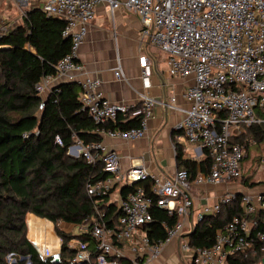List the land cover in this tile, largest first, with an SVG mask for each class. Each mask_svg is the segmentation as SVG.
Masks as SVG:
<instances>
[{"label": "built area", "instance_id": "2783aa9c", "mask_svg": "<svg viewBox=\"0 0 264 264\" xmlns=\"http://www.w3.org/2000/svg\"><path fill=\"white\" fill-rule=\"evenodd\" d=\"M28 5L30 0H17ZM47 15L65 22L63 36L71 40L70 53L55 66V74L36 84V91L45 107L46 96L58 90L64 78L79 80L82 110L96 123V133L102 137L98 143L84 144L80 140L71 146L68 155L83 157L88 165L102 164L104 179L87 186L91 197H107V206L116 205L117 218H108L105 210L95 207V214L82 223L62 228L63 222L51 224L54 241L40 248L29 238L43 262L52 264H144L155 258L164 244L179 239L190 264H229V258L264 253V189L256 194L226 191L212 207L205 206L191 224L207 216L220 214L223 206L241 199L244 215L235 216L216 236L210 247H191L190 234H184L187 218L193 207L192 186L225 185L236 183L243 176L246 150L233 137H241L246 129L264 124V0H37ZM108 3L111 12L125 8L140 18L143 38L165 56L168 73L172 77L193 78V84L184 92L189 104L185 119L176 127L183 138L193 145L191 157L201 160L208 150L212 163L207 174L191 181L186 170L173 175L151 174L144 166L131 163L124 168L121 157L104 139L135 141L145 137L148 121L154 115L156 100L142 95L138 105L117 104L105 98L101 81L85 73L78 61L80 47L88 36L97 7ZM0 29V35L5 32ZM142 82L145 88L152 66L146 56L139 58ZM85 74L82 79L79 75ZM115 77L123 79L120 66ZM48 94V95H47ZM45 97V98H44ZM174 98L169 107L178 110ZM139 119L137 128L123 127L118 122ZM125 122V120H124ZM57 143L61 140L57 138ZM264 171V157L261 160ZM150 181V190L137 188L121 196V188L140 181ZM157 207L179 221L167 228L165 241L154 242L145 231L153 222ZM27 224V223H26ZM29 231H30V224ZM58 227L68 240L56 233ZM167 227V225H166ZM78 228V234L74 229ZM28 231V232H29ZM184 234V235H183ZM51 245V246H50ZM73 251L72 257L65 252ZM94 258V263H93ZM22 260V258H21ZM25 264H31L26 257ZM15 264L13 254L7 256Z\"/></svg>", "mask_w": 264, "mask_h": 264}, {"label": "trees", "instance_id": "16d2710c", "mask_svg": "<svg viewBox=\"0 0 264 264\" xmlns=\"http://www.w3.org/2000/svg\"><path fill=\"white\" fill-rule=\"evenodd\" d=\"M64 28L63 20L47 16L38 8L27 12L20 25L0 35V264H9L10 254L16 259L15 264H25L19 260L23 257H30L31 264H52L43 262L27 239L28 214H33L29 216V238L40 248L55 239L47 220L55 224L82 223L95 214V207L105 210L108 218L120 214L116 205H106L107 197L88 195V184L106 177L102 164L91 166L83 157L74 159L68 155L77 140L84 144L103 140L95 132L96 123L82 110L81 86L76 82L60 83L39 112L43 99L36 91V84L54 75L56 64L71 51V40L63 36ZM118 122L126 128L140 126L139 119L119 116ZM57 138L62 145L57 143ZM231 142L245 148L244 165L251 147L264 144V124L247 128L244 135L233 137ZM174 143L177 168L186 170L191 181L209 172L212 158L208 150L201 160H194L187 156L183 144ZM263 157L259 153L255 156L260 163ZM240 184L253 188L259 183L249 182L243 174ZM137 188L149 191L150 181L122 187L121 196ZM241 204L239 198L223 206L220 214L197 223L190 234L191 247L212 246L233 217L244 215ZM153 217L145 231L154 242L165 241L167 228L175 226L179 217L168 216L157 207ZM55 230L68 240L62 230L58 227ZM74 254L65 252V257ZM263 258L262 252L246 259L234 256L229 258V264H261ZM121 264L129 263L121 261Z\"/></svg>", "mask_w": 264, "mask_h": 264}, {"label": "crops", "instance_id": "0c3cea01", "mask_svg": "<svg viewBox=\"0 0 264 264\" xmlns=\"http://www.w3.org/2000/svg\"><path fill=\"white\" fill-rule=\"evenodd\" d=\"M38 8L37 0H30L28 5H21L17 0H0V29H13L22 23L27 12ZM141 30L142 25L137 14L123 7L111 12L108 3H102L97 7L88 36L79 49L78 61L84 66L88 76L101 81V90L111 102L138 105L142 95L156 100L154 115L148 121L145 137L129 142L106 138L104 142L117 151L124 168H129L133 162L144 166L151 174L170 176L178 170L174 142L183 144L187 156L191 157L184 142L186 140L176 127L185 119V110L189 108V104L184 98V92L194 80L192 77L170 76L166 56L152 46L148 38L142 37ZM141 56H146L152 66L148 88H145L142 82V70L139 65ZM118 66L124 73V78L120 80L114 74ZM85 76L81 74L79 78ZM64 82L79 84V80L70 78H64L59 84ZM173 98L178 110L169 107ZM165 100L168 104H165ZM225 185L193 183L194 204L184 227L185 235L189 234L192 222L196 221L205 206L212 207L221 194L233 191L236 187L234 183ZM261 187L264 188V180L259 187H245L246 193L256 194ZM50 229L53 233L51 224ZM144 264H190V259L183 252L181 241L175 239L164 244L160 253Z\"/></svg>", "mask_w": 264, "mask_h": 264}, {"label": "rangeland", "instance_id": "374dc122", "mask_svg": "<svg viewBox=\"0 0 264 264\" xmlns=\"http://www.w3.org/2000/svg\"><path fill=\"white\" fill-rule=\"evenodd\" d=\"M184 142L186 143V147H187V149L190 152L189 155L191 156L192 155L191 149L193 148V145L190 144L187 141H184ZM251 149H252L251 152H249L250 156L248 155L249 156V159L244 164L243 174H244V177L249 178V182H257V183H260L261 184L262 181L264 180V173H262V171H261V166H260L261 163L258 162V161H256L255 156L258 155V153H259V155L261 154V155L264 156V144H262L259 147L253 146V147H251ZM236 183H240V180L239 181H236ZM260 184H258L256 186L259 187ZM225 186H227V185H225ZM235 188H238V189H235ZM234 189H235V191L246 193L245 187L240 188L239 186H237V187H234ZM263 189H264L263 187L258 188V190H259L258 192L262 191ZM28 221H29V214L26 217L27 229L29 231ZM64 227H71V224L63 223L62 224V228H64ZM73 233L74 234H78V228H75ZM19 260H21V258Z\"/></svg>", "mask_w": 264, "mask_h": 264}, {"label": "water", "instance_id": "95a60500", "mask_svg": "<svg viewBox=\"0 0 264 264\" xmlns=\"http://www.w3.org/2000/svg\"><path fill=\"white\" fill-rule=\"evenodd\" d=\"M49 98V95L47 96V98L45 99V102H46V100ZM160 101V100H159ZM165 104H168V101L167 100H165ZM31 215H33V214H29V216H31ZM193 232V231H192ZM27 239L29 240V232L27 233ZM30 242V241H29ZM31 243V242H30ZM26 259V257H23L22 258V260H25ZM261 264H264V258L262 259V261H261Z\"/></svg>", "mask_w": 264, "mask_h": 264}]
</instances>
